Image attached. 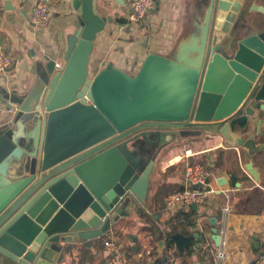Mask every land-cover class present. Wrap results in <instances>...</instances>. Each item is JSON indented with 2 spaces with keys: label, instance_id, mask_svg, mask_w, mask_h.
Returning a JSON list of instances; mask_svg holds the SVG:
<instances>
[{
  "label": "water",
  "instance_id": "obj_1",
  "mask_svg": "<svg viewBox=\"0 0 264 264\" xmlns=\"http://www.w3.org/2000/svg\"><path fill=\"white\" fill-rule=\"evenodd\" d=\"M68 2L75 19L62 65L38 56L29 91L0 87L7 112L0 125V264L59 263L60 243L86 247L132 215L147 222L156 159L174 138L192 137L186 131L214 128L224 148L244 153L245 170L257 178L252 159L264 147L248 132L252 125L260 134L264 111V29L255 31L246 16L261 7L210 0L172 57L149 53L134 75L113 63L91 75L96 39L119 13L103 14L96 0ZM4 4L13 9L11 0ZM212 234L220 247L218 230ZM198 237L175 233L170 241L184 255Z\"/></svg>",
  "mask_w": 264,
  "mask_h": 264
},
{
  "label": "crops",
  "instance_id": "obj_2",
  "mask_svg": "<svg viewBox=\"0 0 264 264\" xmlns=\"http://www.w3.org/2000/svg\"><path fill=\"white\" fill-rule=\"evenodd\" d=\"M96 1L103 14L117 12L119 16L116 24L108 26L96 39L89 65L90 74L93 75L107 63H113L116 68L134 75L149 53L169 58L178 42L188 37L202 21L203 11L210 2L156 0L144 24L122 29L120 24L124 22L132 0ZM34 3L35 0H11L13 9L6 10L4 0H0V47L14 61L10 69L0 73V87L5 86L8 90L11 87L24 92L32 88L36 77L32 74L31 66L38 56H48L61 66L66 36L73 30L75 15L68 9V0H52L50 19L42 26L30 23ZM253 4L263 9V12L248 14L253 18V29L263 30L264 25L259 26L256 21L264 22V0H256ZM260 114V134L254 135L255 128L251 125L248 136H253L256 143L264 147V111ZM6 121L7 112L0 100V125ZM201 134L202 137L184 139L177 146H169L160 155L151 175L145 206L150 216L147 222L146 217L142 219L132 215L86 247L82 244L69 246L60 243L59 246L64 249L63 258L53 264H105L107 254L103 242L110 239L119 243L130 257L131 264H181V260L175 256L177 250L174 245V262H167L169 228L179 225L178 233L186 237L198 234L199 237L193 241L194 249L197 250L205 242L197 228L198 224L206 238H210L214 249L217 248L212 240V229L218 230L221 249L224 254L227 253L225 259L229 264H260L257 259L264 253V149L252 159L257 176L254 179L245 170L247 162L243 160V152L224 148L223 140L214 128H206ZM187 150L191 151V155L185 158ZM190 163L200 164L206 170V181L213 195L196 210L191 207L165 209L163 200L168 191L173 193L184 187V169ZM179 164L183 167H178ZM219 179L225 182L218 183ZM160 188L161 193L156 196ZM235 203L244 205V217L237 212ZM226 207L229 208L227 214L223 212ZM190 210L194 215H188ZM185 216H189L188 224ZM212 218L216 220L211 222ZM152 226L157 228L158 234L150 231ZM234 250L241 255L242 260L231 258ZM195 254L191 258L193 264L205 262H198V255Z\"/></svg>",
  "mask_w": 264,
  "mask_h": 264
},
{
  "label": "built area",
  "instance_id": "obj_3",
  "mask_svg": "<svg viewBox=\"0 0 264 264\" xmlns=\"http://www.w3.org/2000/svg\"><path fill=\"white\" fill-rule=\"evenodd\" d=\"M52 0H35V3L30 13V23L34 26H42L50 19V4ZM156 0H132L129 9L127 10L124 22L120 24V28L124 29L128 26L142 25L146 21L155 7ZM14 64L10 57L2 47H0V73L6 72ZM60 65L55 64V68ZM191 155V151H185V158ZM208 174L200 164H186L184 169V187L182 190L175 191L167 195L163 200L165 209L190 208L193 205L196 207L203 206L207 200L213 195V190L208 188L206 181ZM196 187V189H194ZM223 212L229 213V208H224ZM198 230L203 234L205 242L200 249L206 252L212 259L213 264H221L225 255L220 247L213 248L210 238L205 236L204 230L198 224ZM103 247L107 254L105 264H131L130 257L123 251L122 247L115 240H107L103 242ZM174 249L168 247L166 251L167 262H174ZM257 262L264 264V253L257 259ZM203 262L202 264H205Z\"/></svg>",
  "mask_w": 264,
  "mask_h": 264
},
{
  "label": "trees",
  "instance_id": "obj_4",
  "mask_svg": "<svg viewBox=\"0 0 264 264\" xmlns=\"http://www.w3.org/2000/svg\"><path fill=\"white\" fill-rule=\"evenodd\" d=\"M91 75H93V74H91ZM178 167L182 168L183 165L179 164ZM182 189L183 188H178L177 190H174L173 192L178 191V190H182ZM160 193H161V188L157 190L156 196H158ZM168 193H172V192H170V190H169ZM168 193H167V195H168ZM188 215H194V213L190 210ZM187 218H189V216H185V221L188 220ZM187 224H188V221H187ZM189 224L192 225L193 223L189 222ZM179 227L180 226L177 225V226H173V227L169 228V235L178 233ZM150 231L154 232L155 234H158V232L156 233V231H158L156 227L152 226ZM166 244H167V247L173 246V243L170 241V237H169ZM196 251H197L196 254L198 255L197 256L198 262L201 263V262L205 261L206 262L205 264H213L211 257L206 252H203L200 248H198L197 250H195L194 248L192 250L191 249L186 250L184 255H181L178 251H176L175 256H176V258L181 260V264H193V262H191V258H192V256H194Z\"/></svg>",
  "mask_w": 264,
  "mask_h": 264
},
{
  "label": "rangeland",
  "instance_id": "obj_5",
  "mask_svg": "<svg viewBox=\"0 0 264 264\" xmlns=\"http://www.w3.org/2000/svg\"><path fill=\"white\" fill-rule=\"evenodd\" d=\"M253 1L256 2V0H253ZM246 19L250 22L249 25H250V24L252 23V21H253V18H252L251 16H249V15L246 16ZM256 22H257V24H258L259 26H263V25H264V22H262V23H261L260 21H256ZM170 57H172V55H171ZM218 87H219V86H218ZM185 133H187L188 135L192 136V137H190V138L198 137V136L201 134V132H200V131H197V130L186 131ZM200 136L202 137L203 134H201ZM160 137H161V136H159L158 138L160 139ZM151 141H152V142H157L156 140H154V139H152V138H151ZM179 143H180V142H178L177 139L174 138V140L168 145V147H169V146H177ZM155 146H156V144H155ZM168 147H166L164 150H166ZM164 150H163V151H164ZM163 151H161V153H160L159 156L157 157V159H156V163H157L158 160L160 159V155L163 154ZM153 153H154V148H153V147L151 148V150L146 149V150L143 151V154L146 156V158H151V156L153 155ZM234 205H235L236 208H237V212L240 213L239 215L242 216V217H244V216H243V213H244V205H240L239 203H235ZM226 252H227V250H226ZM224 255L227 256V253L224 254ZM226 256H225V257H226ZM230 256H231V258H234L236 261H238L239 259L242 260L241 255L238 254V252L235 251V250L233 251V255L231 254ZM226 258H227V257H226ZM228 258H229V254H228ZM238 258H239V259H238ZM224 259H225V258H224ZM223 262H225V264H229V261H227V259H225ZM223 262H222V263H223Z\"/></svg>",
  "mask_w": 264,
  "mask_h": 264
},
{
  "label": "bare ground",
  "instance_id": "obj_6",
  "mask_svg": "<svg viewBox=\"0 0 264 264\" xmlns=\"http://www.w3.org/2000/svg\"><path fill=\"white\" fill-rule=\"evenodd\" d=\"M172 162V161H171Z\"/></svg>",
  "mask_w": 264,
  "mask_h": 264
}]
</instances>
